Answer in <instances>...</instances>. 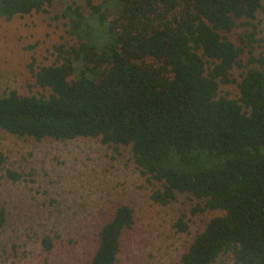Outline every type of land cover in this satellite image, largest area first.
<instances>
[{
  "label": "trees",
  "instance_id": "obj_1",
  "mask_svg": "<svg viewBox=\"0 0 264 264\" xmlns=\"http://www.w3.org/2000/svg\"><path fill=\"white\" fill-rule=\"evenodd\" d=\"M54 1L0 0V18L47 13ZM86 6L88 15L72 1L57 16L76 41L69 52L51 65L30 66L40 92L0 97V130L35 141L95 139L118 154L129 149L154 203L166 206L186 194L201 202L190 217L222 212L180 264H214L226 254L230 264H264V57L254 56L252 45L262 0ZM237 30L238 43L231 39ZM234 68L242 71L239 82ZM232 83L238 99L220 94V85ZM5 160L0 152V167ZM5 215L0 208V229ZM190 217L183 214L175 229L187 232ZM134 223V210L118 206L98 232L89 264H117L121 236ZM42 244L53 248L49 236Z\"/></svg>",
  "mask_w": 264,
  "mask_h": 264
},
{
  "label": "rangeland",
  "instance_id": "obj_2",
  "mask_svg": "<svg viewBox=\"0 0 264 264\" xmlns=\"http://www.w3.org/2000/svg\"><path fill=\"white\" fill-rule=\"evenodd\" d=\"M72 1L89 14L87 0H55L47 13L0 18V97L11 90L20 95L40 92L30 66L33 61L34 69L51 65L75 45L67 20L57 17ZM108 20L114 17L108 15ZM255 24L259 41L252 44L253 55L264 57V0ZM241 33L235 31L231 39L238 43ZM241 74L237 68L231 72L236 82ZM219 89L221 95L239 97L237 83ZM0 152L6 158L0 167V208L6 214L0 229V264H43L46 259L51 264H89L98 247V232L120 205L134 210L135 223L121 236L117 264H180L197 234L210 219L222 215L208 211L190 217L201 202L186 194L166 206L154 203L153 188L129 149L120 148L118 154L99 140L35 141L0 130ZM7 172L20 179H9ZM183 214L190 217L188 231L178 232L174 224ZM45 236L52 239L49 252L42 244ZM232 259L222 255L214 264H230Z\"/></svg>",
  "mask_w": 264,
  "mask_h": 264
}]
</instances>
